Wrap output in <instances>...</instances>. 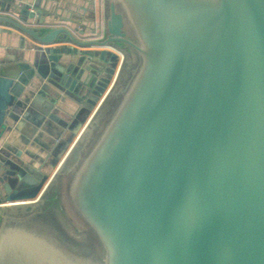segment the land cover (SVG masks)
Returning <instances> with one entry per match:
<instances>
[{"label":"water","instance_id":"1","mask_svg":"<svg viewBox=\"0 0 264 264\" xmlns=\"http://www.w3.org/2000/svg\"><path fill=\"white\" fill-rule=\"evenodd\" d=\"M41 1L0 0V24L77 47L41 75L80 107L39 166L0 152V264H264V0H102L99 39L30 25ZM36 93L0 70V143ZM64 187L101 257L16 225Z\"/></svg>","mask_w":264,"mask_h":264},{"label":"crops","instance_id":"2","mask_svg":"<svg viewBox=\"0 0 264 264\" xmlns=\"http://www.w3.org/2000/svg\"><path fill=\"white\" fill-rule=\"evenodd\" d=\"M102 5V0H42L41 13L37 12L36 17L29 19L28 23L39 27L42 20V27L45 29L66 27L79 36L82 32L84 39H99L103 35ZM9 6L10 3H7V7ZM0 15L17 17L11 9L8 14L0 13ZM60 45L76 47L67 42L43 46L21 32L5 24H0V70L6 75L15 73L19 78L22 77L27 86L30 83L37 84L38 93H42V97L38 98V104L34 109L27 105L28 109H24L23 114L17 116V122L11 125V129L0 143V152L9 155L15 162L22 161L27 165L33 162L37 165L40 164L39 162L45 156L40 150L44 149V145L48 142L56 139L62 131V124L69 123L80 107L71 99H66L56 87L47 84L46 80H42L41 67L47 62L46 47ZM120 61L119 57L108 88L111 87ZM38 93L35 94L36 97ZM44 112L47 113L46 116L43 115ZM92 113V111L89 113L86 120ZM38 122L39 125H37ZM6 144L10 145V151L3 148V145Z\"/></svg>","mask_w":264,"mask_h":264},{"label":"rangeland","instance_id":"3","mask_svg":"<svg viewBox=\"0 0 264 264\" xmlns=\"http://www.w3.org/2000/svg\"><path fill=\"white\" fill-rule=\"evenodd\" d=\"M104 118L102 116L100 122L98 117L95 126L98 124L101 127ZM47 198L45 213L37 214L28 222L16 225L19 227L22 225L21 227L46 237L68 253L79 254L88 259L101 257L103 250L97 236L74 211L67 197L66 188L59 190L52 188ZM52 200L55 202L49 205Z\"/></svg>","mask_w":264,"mask_h":264}]
</instances>
